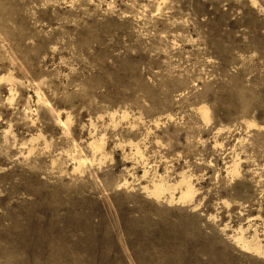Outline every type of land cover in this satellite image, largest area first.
<instances>
[{"label": "rangeland", "instance_id": "obj_1", "mask_svg": "<svg viewBox=\"0 0 264 264\" xmlns=\"http://www.w3.org/2000/svg\"><path fill=\"white\" fill-rule=\"evenodd\" d=\"M0 264H264V0H0Z\"/></svg>", "mask_w": 264, "mask_h": 264}]
</instances>
